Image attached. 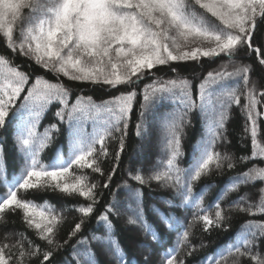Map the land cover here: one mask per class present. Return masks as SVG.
<instances>
[{"label":"snow or ice","instance_id":"1","mask_svg":"<svg viewBox=\"0 0 264 264\" xmlns=\"http://www.w3.org/2000/svg\"><path fill=\"white\" fill-rule=\"evenodd\" d=\"M260 21H264V0H0V39L13 53L18 51L29 57L55 74L57 80L62 75L71 81L113 90L132 88L100 103L90 96H78L72 103L70 90L63 83L51 82L44 76H35L32 81L19 65L0 54V129L10 122L13 124L14 143L23 160L19 175L13 173L10 180L6 170L0 169L6 187L0 193V220L6 212L19 210L26 229L35 232L49 246L42 249L25 233H17L19 239L15 243H0V264H31L41 256L39 264H49L54 252L68 243L65 240L61 244L56 239L66 219L64 211H76L80 217L68 233L69 240L81 232L100 200V185L92 182L85 170L103 176L101 164L110 155L108 142L118 141L117 163L103 182L104 189L110 187L138 96L141 99L135 135L149 142L154 135L157 137L156 159L142 157L135 168L130 161L127 179L113 192L112 202L97 217L106 234H93L77 241L73 245L76 264H98L93 242L107 244L115 258L127 264L123 250L112 236L111 217L120 214L122 202L116 199L120 190L126 192V211L132 213L127 223L140 226L146 235L158 240L157 232L143 214V187L153 181L171 188L173 198H179L181 206L195 210L189 228L194 222H202L205 232L223 227L230 217L225 215L220 202L229 193H239L242 186L264 182V167L254 165L228 177L214 203L208 205L204 204V198L211 186L197 193L194 185L213 168L222 169L225 162L229 170L236 168L233 156L216 151V146L226 141L230 110L233 105L241 106V99L244 100L241 111L246 116L244 132L250 136L251 153L241 156L240 162L264 159V145L258 140V119L264 117V112L257 110L264 100V88L257 91V82L251 79L252 65L236 61L239 50L246 48L264 66V47L253 45ZM221 56L227 57L226 62L204 76L196 86L195 99L192 81L180 76L176 68L171 69L177 73L173 78L158 77L145 84L140 92L132 87L157 66L199 62L204 58L215 60ZM54 102L61 105L55 113L58 123L40 132L41 117ZM194 111L201 114L205 132L193 146L191 163L182 168L179 160L186 155L182 151L183 129ZM60 124L66 125L68 156L65 158L61 152L44 163L42 153L51 145L54 133L60 132ZM89 125L91 131L87 130ZM129 180L140 187H133ZM30 190L79 196L82 202L74 203L71 208L65 205L58 211L49 201L37 203L20 197L19 193ZM258 193L255 203L250 202L248 194L238 195L228 211L264 215V187ZM165 203L174 206L172 200ZM212 207L214 214L209 211ZM160 219L169 230L182 226L175 216L161 213ZM189 236L188 229L179 234L177 247L163 253L162 264H185L183 259H177L176 253L180 246L188 244ZM260 239H264V221L249 219L234 242L208 258L209 264L217 256L232 257V264H242L244 259L249 264H264V252L258 250ZM81 248L84 250L80 251Z\"/></svg>","mask_w":264,"mask_h":264},{"label":"trees","instance_id":"2","mask_svg":"<svg viewBox=\"0 0 264 264\" xmlns=\"http://www.w3.org/2000/svg\"><path fill=\"white\" fill-rule=\"evenodd\" d=\"M16 30L18 32L19 28ZM253 45L264 47V21L258 22L253 37ZM0 54L8 57L14 65H19L20 70L29 74L30 80L32 81H34L35 76H44L51 82L63 83L70 90L69 99L72 103L76 101L78 96H90L96 103H100L103 100L118 95L120 92L132 90V88L128 87H119L113 90L106 86L93 85L89 82L71 81L62 75L59 77V80H57L55 74L47 72L36 65L29 57L22 56L18 51L13 53L12 50L6 48L2 39H0ZM226 60L227 57L221 56L215 60L204 58L199 62H181L172 63L170 66H157L152 73L148 74L141 82L132 87H134L137 92H140L145 84L151 83L152 80L158 77L164 79L173 78L177 73H173L171 69L176 68L180 76L186 77L192 81L193 98L195 99L196 86L199 85L209 71L218 69ZM236 61L238 64L252 65L253 71L251 72V79L257 82V91L264 88V66L259 65L254 54H249L246 48H241L236 54ZM232 67H235V65L230 66L229 71L232 70ZM240 91H244L242 86ZM140 99L141 97L138 96L134 104V109L130 117L128 134L125 139V148L121 155L116 173L112 178L110 187L104 189L103 182L107 179L108 173L112 171L113 165L117 163L115 153L119 147L118 141L108 142L110 155L107 159L103 160L101 164L104 170L103 176L92 173L91 170H85L90 176V180L100 185L98 189L100 200L96 205L95 214L86 219L81 232L69 240L68 233L72 230V227L80 217L79 213L76 211H64L63 214L66 219L60 227L56 239L61 244L65 240H68V243L54 252L49 264H76L73 259V245H76L77 241L81 240L83 237L90 238L93 234H106L104 225L102 223H97V217L104 211L105 206L112 202L113 192H116L118 186L122 185L127 179V169L130 161L133 168L137 166V162L142 157L155 161V153L159 150L157 147V137L154 135L149 142L135 135L136 124L139 120ZM243 103L244 100L241 99V106ZM241 106H232L229 113L230 118L226 123V141L216 146V151L229 153L233 156L236 168L229 170L227 168V162H225L222 169L217 170L213 168L209 174L202 176L194 185V191L197 193L205 186H211L208 188L204 198L205 205L214 203L219 190L225 186L228 177L254 165L264 167V159L260 158L251 160L246 164L240 162L239 158L241 156L250 155L251 153L250 136H246L244 132L246 116L242 113ZM60 107L61 105L59 102H54L49 106L48 110L41 117V123L38 126L40 132H43L50 124L58 123L55 113ZM257 110L259 112H264V100L257 106ZM189 119L190 123H187L183 129L182 151L186 155L179 160L180 167L182 168L187 167L191 163L193 146L201 139L205 132L204 120L199 111L192 112ZM258 124L260 129L258 140L264 145V117L258 119ZM59 127L60 132L54 133L55 138L51 145L42 153L41 159L44 163L50 162L57 155L61 154V152L65 158L68 156L69 148L66 125L60 124ZM87 130L91 131L90 125ZM13 131V124L11 122L5 128L0 129V169L6 170V177L9 180L12 178L13 173L19 175L23 165L22 157L14 143ZM74 171H76V174H80L78 170L74 169ZM144 174L147 175V171ZM4 178V176L0 175V193L6 191V187L2 184ZM128 183L132 184L133 187H140L133 181L129 180ZM260 187H264V182L256 183L254 186H242L239 189V193H229L228 196L220 202V206L225 209V215L230 217V219L226 221L223 227H214L211 231L205 232L202 222H194L193 226L189 228L190 222H193L195 210L191 207L185 208L181 206L180 199L173 198L174 194L171 188H163L155 181L150 185H145L143 187V214L146 222L157 232V241H154L151 235H146L143 228L140 226L127 223L128 217L132 213L126 211L128 206V202L125 199L126 192L120 190L116 196V199L122 202L118 209L120 214H113L111 217L114 225L112 236L118 241L120 248L123 250V258L127 261V264H162L163 253L170 248L177 247L179 234L183 233L185 229H188L190 232L188 244L180 246L179 251L176 253L177 259H183L185 264H209L208 258L213 257L214 254L218 250L224 248V246L234 242V238L237 233L240 232L241 226L247 220L264 221V215L250 216L248 213L238 210L228 211L229 205L232 201L238 199V195L248 194L250 196V202H257L259 199L258 189ZM19 195L21 198L32 199L37 203L49 201L56 206L58 211L65 205L71 208L74 203L82 202V198L79 196H65L64 194L51 190H30L27 193L21 192ZM167 200H172L174 206L170 207L165 203ZM209 211L214 214L215 207L210 208ZM161 213L175 216L179 219L182 226H178L175 230H169L160 219ZM200 214L202 215L203 213ZM17 233H25L28 238L34 240L42 249L49 248L46 242L36 237L35 232L26 229L22 221V213L19 210L16 212L8 211L4 214L3 219L0 220V243H15L16 240L19 239V236L16 235ZM6 236L8 237L7 240L5 239ZM190 249L191 254L189 255ZM83 250V248L80 249V251ZM92 250L95 252V259L98 261V264H121L111 253L107 244L102 245L93 242ZM258 250L264 252V239L258 241ZM39 259H42V256ZM39 259L34 258L31 264H39ZM232 259V257L221 259L217 256L212 260V264H216L217 260L220 261V264H232ZM242 264H249V261L244 259Z\"/></svg>","mask_w":264,"mask_h":264},{"label":"rangeland","instance_id":"3","mask_svg":"<svg viewBox=\"0 0 264 264\" xmlns=\"http://www.w3.org/2000/svg\"><path fill=\"white\" fill-rule=\"evenodd\" d=\"M16 39H17V41H19V39H20L19 31L17 32V30H16ZM67 79H68V78H67ZM138 155H139V153H138ZM139 157H140V155H139Z\"/></svg>","mask_w":264,"mask_h":264}]
</instances>
